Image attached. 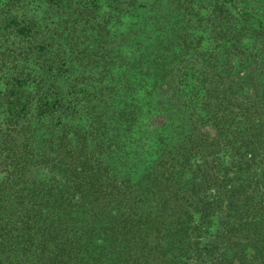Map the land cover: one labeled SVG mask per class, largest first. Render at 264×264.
Returning a JSON list of instances; mask_svg holds the SVG:
<instances>
[{
    "label": "trees",
    "instance_id": "1",
    "mask_svg": "<svg viewBox=\"0 0 264 264\" xmlns=\"http://www.w3.org/2000/svg\"><path fill=\"white\" fill-rule=\"evenodd\" d=\"M90 1L0 0V264H264V0Z\"/></svg>",
    "mask_w": 264,
    "mask_h": 264
},
{
    "label": "rangeland",
    "instance_id": "2",
    "mask_svg": "<svg viewBox=\"0 0 264 264\" xmlns=\"http://www.w3.org/2000/svg\"><path fill=\"white\" fill-rule=\"evenodd\" d=\"M103 1L104 0H102V7L100 8V10L102 12L99 13L98 18H97L98 19V23L99 24H101V23L106 24L107 23L109 25V27H111V29H113L115 27V25H116V27L114 28L115 31H116V28L118 27L119 29L126 28V31L132 30V32H133L134 26H133L132 22L130 23L129 21H126V19H131L132 18L131 15L133 14V7L130 5L129 1H126L125 5H123V6L126 7L124 9V11L128 12V17L124 18L125 20H122L121 24L120 23L117 24V18H116L115 12L111 11V7L109 5L111 0H106V2L104 4H103ZM256 1L257 2L258 1L261 2L262 0H256ZM88 3H90L91 6H97V5H95V3L93 1L88 0ZM247 3H249V4H247ZM117 4H119V6L121 7V3L120 2H117ZM245 4L249 5L247 9H250V8H252V5L254 4V0H249L248 2H247V0H240L237 3L239 8L243 7ZM104 5L106 6V9H108V10L103 11V10H105ZM44 6H45V4L42 3V9L43 10H44ZM114 6H116V4ZM254 12H257V10H255ZM259 15H261V14H259ZM38 17L41 18V16H38ZM146 23H147V25H150V21H146ZM100 28L101 27H99V29ZM49 29L53 30V28L51 26L49 27ZM72 32L75 35L74 30ZM78 35L82 37V40H85V37H84V35L82 33H78ZM95 35L98 36L99 34L97 32H95ZM64 47L66 49L67 56L70 58V60H74V62H75V60L78 59V56L75 55V57H74L73 54H71L70 46H69L68 43H66V45ZM57 49L59 50L60 47L57 48ZM62 49H64V48L62 47ZM61 51H63V50H61ZM90 52H91V50H90Z\"/></svg>",
    "mask_w": 264,
    "mask_h": 264
}]
</instances>
